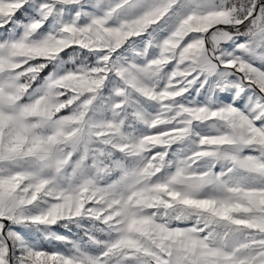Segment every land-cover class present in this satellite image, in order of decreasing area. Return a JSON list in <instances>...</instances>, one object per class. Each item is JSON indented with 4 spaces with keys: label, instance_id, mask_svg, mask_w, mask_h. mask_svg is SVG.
I'll use <instances>...</instances> for the list:
<instances>
[{
    "label": "crops",
    "instance_id": "obj_1",
    "mask_svg": "<svg viewBox=\"0 0 264 264\" xmlns=\"http://www.w3.org/2000/svg\"><path fill=\"white\" fill-rule=\"evenodd\" d=\"M16 4L30 15L0 45V215L3 186L39 183L42 161H68V137L111 74L123 105L143 104L198 145L194 166L210 171V191L221 187L237 218L225 264H264V0L244 24L212 0ZM44 62L52 69L24 86Z\"/></svg>",
    "mask_w": 264,
    "mask_h": 264
},
{
    "label": "rangeland",
    "instance_id": "obj_2",
    "mask_svg": "<svg viewBox=\"0 0 264 264\" xmlns=\"http://www.w3.org/2000/svg\"><path fill=\"white\" fill-rule=\"evenodd\" d=\"M16 1L0 0V45L30 15ZM37 65L33 78L20 80L24 86L52 69ZM110 77L104 74L80 130L68 137V161L61 154L42 161L39 183L31 175L18 187L23 194L3 186L0 264H225L237 218L221 187L210 191V171L194 166L198 145L179 134L182 125L146 113L143 104L123 105Z\"/></svg>",
    "mask_w": 264,
    "mask_h": 264
},
{
    "label": "built area",
    "instance_id": "obj_3",
    "mask_svg": "<svg viewBox=\"0 0 264 264\" xmlns=\"http://www.w3.org/2000/svg\"><path fill=\"white\" fill-rule=\"evenodd\" d=\"M212 2L226 13L234 24L246 23L259 4V0H212Z\"/></svg>",
    "mask_w": 264,
    "mask_h": 264
},
{
    "label": "trees",
    "instance_id": "obj_4",
    "mask_svg": "<svg viewBox=\"0 0 264 264\" xmlns=\"http://www.w3.org/2000/svg\"><path fill=\"white\" fill-rule=\"evenodd\" d=\"M47 74V71H43L42 72V76L46 75Z\"/></svg>",
    "mask_w": 264,
    "mask_h": 264
},
{
    "label": "water",
    "instance_id": "obj_5",
    "mask_svg": "<svg viewBox=\"0 0 264 264\" xmlns=\"http://www.w3.org/2000/svg\"><path fill=\"white\" fill-rule=\"evenodd\" d=\"M6 223V221H4Z\"/></svg>",
    "mask_w": 264,
    "mask_h": 264
}]
</instances>
